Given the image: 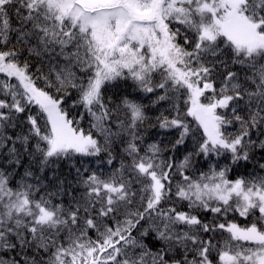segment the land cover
<instances>
[{
    "label": "snow or ice",
    "instance_id": "obj_1",
    "mask_svg": "<svg viewBox=\"0 0 264 264\" xmlns=\"http://www.w3.org/2000/svg\"><path fill=\"white\" fill-rule=\"evenodd\" d=\"M0 264H264V0H0Z\"/></svg>",
    "mask_w": 264,
    "mask_h": 264
}]
</instances>
